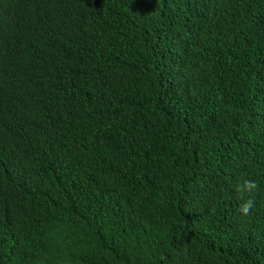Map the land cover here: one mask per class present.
<instances>
[{
  "label": "trees",
  "instance_id": "16d2710c",
  "mask_svg": "<svg viewBox=\"0 0 264 264\" xmlns=\"http://www.w3.org/2000/svg\"><path fill=\"white\" fill-rule=\"evenodd\" d=\"M0 264H264V0H0Z\"/></svg>",
  "mask_w": 264,
  "mask_h": 264
},
{
  "label": "clouds",
  "instance_id": "9594fccd",
  "mask_svg": "<svg viewBox=\"0 0 264 264\" xmlns=\"http://www.w3.org/2000/svg\"><path fill=\"white\" fill-rule=\"evenodd\" d=\"M236 187L242 196L247 193L249 194V197H251V194L257 189L258 186L255 181L251 179H244ZM254 203L255 201L252 198L244 199L239 206V210L243 213H248L254 206Z\"/></svg>",
  "mask_w": 264,
  "mask_h": 264
}]
</instances>
